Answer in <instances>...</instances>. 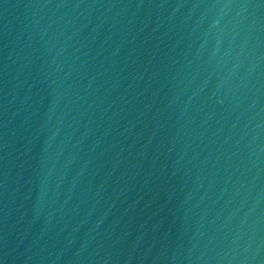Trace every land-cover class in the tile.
I'll list each match as a JSON object with an SVG mask.
<instances>
[{
	"label": "water",
	"instance_id": "95a60500",
	"mask_svg": "<svg viewBox=\"0 0 264 264\" xmlns=\"http://www.w3.org/2000/svg\"><path fill=\"white\" fill-rule=\"evenodd\" d=\"M0 264H264V0H0Z\"/></svg>",
	"mask_w": 264,
	"mask_h": 264
}]
</instances>
